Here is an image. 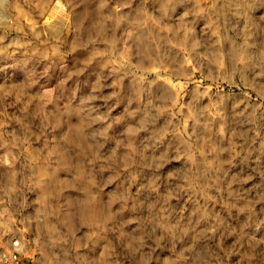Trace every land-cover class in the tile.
<instances>
[{
  "label": "rangeland",
  "instance_id": "1",
  "mask_svg": "<svg viewBox=\"0 0 264 264\" xmlns=\"http://www.w3.org/2000/svg\"><path fill=\"white\" fill-rule=\"evenodd\" d=\"M264 0H0V253L264 264Z\"/></svg>",
  "mask_w": 264,
  "mask_h": 264
},
{
  "label": "built area",
  "instance_id": "2",
  "mask_svg": "<svg viewBox=\"0 0 264 264\" xmlns=\"http://www.w3.org/2000/svg\"><path fill=\"white\" fill-rule=\"evenodd\" d=\"M0 264H26L23 256V244L19 239L13 238L6 252L0 253Z\"/></svg>",
  "mask_w": 264,
  "mask_h": 264
},
{
  "label": "clouds",
  "instance_id": "3",
  "mask_svg": "<svg viewBox=\"0 0 264 264\" xmlns=\"http://www.w3.org/2000/svg\"><path fill=\"white\" fill-rule=\"evenodd\" d=\"M257 7H264V2L258 4Z\"/></svg>",
  "mask_w": 264,
  "mask_h": 264
}]
</instances>
